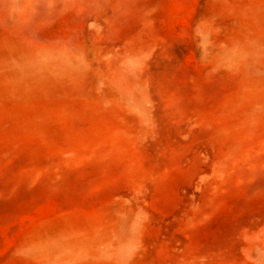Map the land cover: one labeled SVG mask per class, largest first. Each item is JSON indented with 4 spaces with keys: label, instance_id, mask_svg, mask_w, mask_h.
I'll list each match as a JSON object with an SVG mask.
<instances>
[{
    "label": "rangeland",
    "instance_id": "obj_1",
    "mask_svg": "<svg viewBox=\"0 0 264 264\" xmlns=\"http://www.w3.org/2000/svg\"><path fill=\"white\" fill-rule=\"evenodd\" d=\"M0 264H264V0H0Z\"/></svg>",
    "mask_w": 264,
    "mask_h": 264
}]
</instances>
